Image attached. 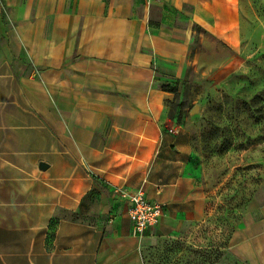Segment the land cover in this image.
<instances>
[{"label": "crops", "instance_id": "obj_1", "mask_svg": "<svg viewBox=\"0 0 264 264\" xmlns=\"http://www.w3.org/2000/svg\"><path fill=\"white\" fill-rule=\"evenodd\" d=\"M248 15L246 0H0V264H143L155 231L210 221L158 73L196 35L240 52ZM116 188L164 206L143 239Z\"/></svg>", "mask_w": 264, "mask_h": 264}, {"label": "rangeland", "instance_id": "obj_2", "mask_svg": "<svg viewBox=\"0 0 264 264\" xmlns=\"http://www.w3.org/2000/svg\"><path fill=\"white\" fill-rule=\"evenodd\" d=\"M246 3L250 33L240 52L196 35L188 62L158 73L170 122L188 142L189 172L211 193V219L155 231L144 264H264L256 236L264 221V0Z\"/></svg>", "mask_w": 264, "mask_h": 264}, {"label": "built area", "instance_id": "obj_3", "mask_svg": "<svg viewBox=\"0 0 264 264\" xmlns=\"http://www.w3.org/2000/svg\"><path fill=\"white\" fill-rule=\"evenodd\" d=\"M115 192L121 200L129 204L128 216L132 225V236L143 239L147 231L158 225L164 206L150 202L143 189L127 192L123 188H116Z\"/></svg>", "mask_w": 264, "mask_h": 264}, {"label": "water", "instance_id": "obj_4", "mask_svg": "<svg viewBox=\"0 0 264 264\" xmlns=\"http://www.w3.org/2000/svg\"><path fill=\"white\" fill-rule=\"evenodd\" d=\"M39 168L42 169V170H44L46 168V165L43 164V163H40Z\"/></svg>", "mask_w": 264, "mask_h": 264}, {"label": "trees", "instance_id": "obj_5", "mask_svg": "<svg viewBox=\"0 0 264 264\" xmlns=\"http://www.w3.org/2000/svg\"><path fill=\"white\" fill-rule=\"evenodd\" d=\"M166 90V89H165ZM167 92H169L168 90H166ZM146 255V254H145ZM144 259H145V256H144ZM144 264V263H143Z\"/></svg>", "mask_w": 264, "mask_h": 264}]
</instances>
